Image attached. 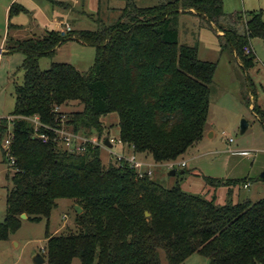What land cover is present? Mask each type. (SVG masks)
Listing matches in <instances>:
<instances>
[{
    "label": "trees",
    "instance_id": "obj_1",
    "mask_svg": "<svg viewBox=\"0 0 264 264\" xmlns=\"http://www.w3.org/2000/svg\"><path fill=\"white\" fill-rule=\"evenodd\" d=\"M120 1L119 16L105 25L98 18V0L93 31L70 29L61 35L48 30L40 37L5 39L6 53L23 54V82L14 88L10 114L15 119L8 150L14 164L0 240L19 228L21 214L34 222L48 220L56 201L67 199L81 208L79 214L74 209L78 228L47 235L42 256L51 264H71L75 258L81 264H162L160 250L167 264H181L194 254L208 264H264V197L219 205L215 197L187 193L179 183L166 188L152 176L140 177L125 161L104 165L99 146L70 153L43 127L63 123L75 133H97L102 141L108 134H103L101 119L116 114L117 138L130 152L156 164L179 161L205 134L216 64L200 60L195 47L179 44L178 16L199 17L221 32L217 36L244 69L255 59L244 47L252 38L264 41L261 10L226 14L222 0H156L151 6ZM24 11L12 2L8 16ZM68 39L94 48L90 68L51 63L41 70L39 59ZM73 102L83 111L62 121L59 108ZM251 110L264 126L257 105ZM34 117L41 124L37 133L29 120ZM5 132L1 121L0 139ZM39 133L47 134L46 142ZM205 181L212 187L247 182Z\"/></svg>",
    "mask_w": 264,
    "mask_h": 264
},
{
    "label": "rangeland",
    "instance_id": "obj_2",
    "mask_svg": "<svg viewBox=\"0 0 264 264\" xmlns=\"http://www.w3.org/2000/svg\"><path fill=\"white\" fill-rule=\"evenodd\" d=\"M224 13L261 10L264 21V0H222ZM12 2L21 5L25 11L11 17L8 7ZM100 18L105 25L113 23L120 13L123 2L120 0H99ZM139 6H151L156 0H136ZM98 0H0V50L6 48L8 37L27 39L43 36L48 30H55L68 25L72 31L97 29ZM60 20L62 22L57 23ZM65 23V24H64ZM10 24V27L8 28ZM61 24V26H59ZM13 25L17 26L12 27ZM179 44L193 46L197 49L200 60L214 62L216 69L209 94V115L204 134L197 146L181 158L184 166L173 168L177 173L170 175L164 164L153 163L143 155V161L153 164L152 178L160 185L170 188L179 183L181 189L190 194L215 197V203L223 205L249 200L257 202L264 197V126L260 117L251 109L264 114V41L260 38L250 40V51L255 59L252 66L244 69L225 41L199 17L180 14L177 19ZM221 34V33H220ZM23 54L17 51L0 52V122L5 121L6 132L0 139V223L6 215V197L12 189L11 168L2 147L11 132V116L14 109V88L23 82L21 63ZM94 61V48L76 39L64 41L50 56L41 57L39 68L46 70L51 63H70L79 71H86ZM76 102L63 105L59 111L66 116H74L82 110ZM256 110V111H257ZM244 120L248 128L240 133V123ZM103 134L110 138L118 136V118L116 114L102 119ZM66 127V125L64 124ZM72 130L71 127H66ZM73 131V130H72ZM86 138H96L97 133H78ZM104 138V139H105ZM104 139L101 141L103 143ZM231 139V141H230ZM100 141V140H99ZM100 147V157L104 165L115 162V154L122 148L130 154L126 146L114 145ZM139 158V157H138ZM185 170L184 174H180ZM205 177L219 179H246V184L221 185L212 187L206 184ZM73 202L58 199L48 220L34 222L21 219L19 228L6 240H0V264H35L32 257L36 253L45 256L47 235H62L75 231L76 213ZM78 214V213H77ZM162 264H167L164 253L159 251ZM41 264H51L47 260ZM71 264H81L78 258ZM181 264H208V260L194 254Z\"/></svg>",
    "mask_w": 264,
    "mask_h": 264
},
{
    "label": "built area",
    "instance_id": "obj_3",
    "mask_svg": "<svg viewBox=\"0 0 264 264\" xmlns=\"http://www.w3.org/2000/svg\"><path fill=\"white\" fill-rule=\"evenodd\" d=\"M61 26V24H59ZM70 30V27L68 25L63 26V28H59V31L63 34ZM244 52L246 54H250V47L246 46L244 47ZM31 122H33L35 126V132L38 131V126H40V122L38 121L37 117L29 118ZM13 121V119L11 120ZM43 127L53 133V141L56 143L57 146L61 147L62 149L67 150L70 153H83L87 149V147H95L100 146L103 147V143L96 138H86L78 133L73 132L72 130L67 129L64 124L62 123L60 127H51L48 125H43ZM38 136L42 139L43 142H46L48 139L47 134L45 133H39ZM12 138L11 132L8 134L6 139L4 140L3 148L6 151V155L9 158V164H14L13 157L9 154V145L10 140ZM231 141V139H230ZM110 142H112L114 145L122 146L121 141L115 137L110 138ZM115 162L119 163L121 161H125L129 164L131 168H133L138 176H151L153 173V164L145 162L138 158V156L130 152L129 155L124 153L123 149L121 148L119 152L115 154ZM184 162L179 161H172L165 163L164 166H166L169 169L177 168L178 166H184Z\"/></svg>",
    "mask_w": 264,
    "mask_h": 264
},
{
    "label": "water",
    "instance_id": "obj_4",
    "mask_svg": "<svg viewBox=\"0 0 264 264\" xmlns=\"http://www.w3.org/2000/svg\"><path fill=\"white\" fill-rule=\"evenodd\" d=\"M248 124L242 120L241 123H240V133H244V131L246 130ZM103 144L106 146V147H111L112 144L110 143L109 139L108 138H105L104 141H103ZM182 173V170L180 171ZM169 174L170 175H174L175 174V170L172 169L169 171ZM262 180H264V173H262L261 177H260ZM74 209L76 211V213H81V208L77 205L74 206ZM145 215L148 216V212H145ZM27 216L25 214H21L20 215V218L21 219H25ZM32 260L35 264H41L43 262H45V258L40 254V253H36L33 255L32 257Z\"/></svg>",
    "mask_w": 264,
    "mask_h": 264
},
{
    "label": "crops",
    "instance_id": "obj_5",
    "mask_svg": "<svg viewBox=\"0 0 264 264\" xmlns=\"http://www.w3.org/2000/svg\"><path fill=\"white\" fill-rule=\"evenodd\" d=\"M97 8H98V7H97ZM256 11H259V10H256ZM59 22H62V21L58 20L57 23H59ZM62 23H63V22H62ZM64 24H65V23H64ZM57 28H58V27H57ZM57 28H55V30H57ZM70 29H71V28H70ZM218 33L220 34L221 32H218ZM2 50H3V53H6V48H5V49H4V48H1L0 52H1ZM247 128H248V126H247ZM247 128H246V129H247ZM208 130H210V129H208ZM208 130H207V128H205V133L208 132ZM210 131H211V130H210ZM245 131H246V130H245ZM245 131H244V132H245ZM210 134L213 135V132L211 131ZM246 185H247V184H246ZM187 259H188V258H187ZM185 261H186V260H185ZM185 261H184V262H185Z\"/></svg>",
    "mask_w": 264,
    "mask_h": 264
}]
</instances>
